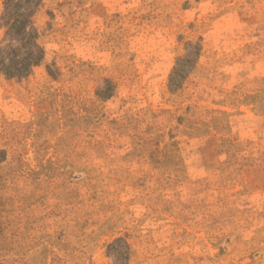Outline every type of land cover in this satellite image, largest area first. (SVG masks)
I'll list each match as a JSON object with an SVG mask.
<instances>
[{
	"label": "rangeland",
	"instance_id": "374dc122",
	"mask_svg": "<svg viewBox=\"0 0 264 264\" xmlns=\"http://www.w3.org/2000/svg\"><path fill=\"white\" fill-rule=\"evenodd\" d=\"M32 22L42 61L0 73V264H264V0Z\"/></svg>",
	"mask_w": 264,
	"mask_h": 264
},
{
	"label": "trees",
	"instance_id": "16d2710c",
	"mask_svg": "<svg viewBox=\"0 0 264 264\" xmlns=\"http://www.w3.org/2000/svg\"><path fill=\"white\" fill-rule=\"evenodd\" d=\"M42 0H5L0 16L7 43L0 45V73L24 78L43 59L32 17Z\"/></svg>",
	"mask_w": 264,
	"mask_h": 264
}]
</instances>
